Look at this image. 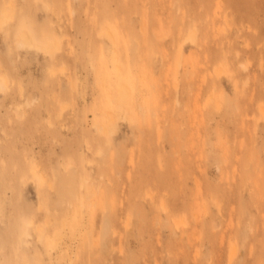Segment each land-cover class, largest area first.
<instances>
[{
    "label": "rangeland",
    "instance_id": "rangeland-1",
    "mask_svg": "<svg viewBox=\"0 0 264 264\" xmlns=\"http://www.w3.org/2000/svg\"><path fill=\"white\" fill-rule=\"evenodd\" d=\"M0 20V264H264V0H0Z\"/></svg>",
    "mask_w": 264,
    "mask_h": 264
},
{
    "label": "bare ground",
    "instance_id": "bare-ground-1",
    "mask_svg": "<svg viewBox=\"0 0 264 264\" xmlns=\"http://www.w3.org/2000/svg\"><path fill=\"white\" fill-rule=\"evenodd\" d=\"M4 22V20H0V25ZM190 35V34H189ZM194 37L193 34L186 37L185 40H191L193 41ZM16 44L19 47H23V46H27L29 47H35L36 49L40 50H48L50 51V53H52V49L48 48L47 46H44L40 43L35 42L32 37L30 36V34H28L27 31H22L21 33L18 34V38L15 39ZM41 52V51H40ZM181 55V51H179V55H178V63H179V57ZM2 85L0 84V87ZM1 90V89H0ZM115 94V98H112V100H115L117 103V107L122 110L123 112H128V107L126 106V102L128 100V97L130 95V89L127 85L120 83V85L118 86V89L114 92ZM262 110V109H261ZM105 116H106V124H101L98 126V130L101 132L104 131H108L111 127V123L115 120L116 115L114 113V111L108 109L105 112ZM30 172L32 173L33 177L37 176V171H36V166L35 165H31L30 166ZM42 181H39V183H41Z\"/></svg>",
    "mask_w": 264,
    "mask_h": 264
}]
</instances>
